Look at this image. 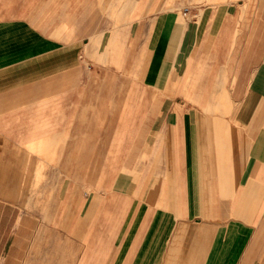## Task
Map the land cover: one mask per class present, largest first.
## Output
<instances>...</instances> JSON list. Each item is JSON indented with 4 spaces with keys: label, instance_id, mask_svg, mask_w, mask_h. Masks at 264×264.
I'll list each match as a JSON object with an SVG mask.
<instances>
[{
    "label": "crops",
    "instance_id": "crops-1",
    "mask_svg": "<svg viewBox=\"0 0 264 264\" xmlns=\"http://www.w3.org/2000/svg\"><path fill=\"white\" fill-rule=\"evenodd\" d=\"M0 264H264V0H0Z\"/></svg>",
    "mask_w": 264,
    "mask_h": 264
}]
</instances>
